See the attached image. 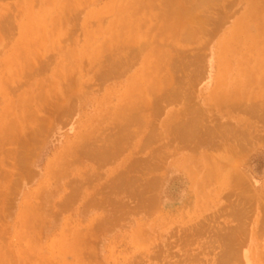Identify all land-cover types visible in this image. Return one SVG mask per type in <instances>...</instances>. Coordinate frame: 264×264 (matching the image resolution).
<instances>
[{"label": "bare ground", "instance_id": "6f19581e", "mask_svg": "<svg viewBox=\"0 0 264 264\" xmlns=\"http://www.w3.org/2000/svg\"><path fill=\"white\" fill-rule=\"evenodd\" d=\"M71 1H72V6L70 4ZM71 1H69V0H63V1L62 0H47V2L50 3V6H51V3L53 4L51 9L50 10L48 9V11H49L48 13H46L47 11H45L44 9H40V10L36 11V13H34V14L29 12V11H26L25 17H26V19H28L27 24L23 28H21V26H20V28L22 29L21 33L24 36L25 40H24V42H22V40L19 42V47H21L22 50H24L27 43L34 36H36V34H35L36 29H39L40 32H42V34H49L51 32V31H49L51 28H49L48 24L52 25L53 17H56V16L61 14L60 20L58 21V23L62 24L63 21H65V20H63L65 15L67 16V13H69V16H70V12H71L70 10L71 9H72V12L74 10L76 12L78 2L75 0H71ZM157 1H159V0H111V3H109L106 7L102 8L100 10L90 9L88 11L87 15L89 16V18H95V20H98V21L100 19H103L104 17H102V16H103V14H106V13L110 14L112 16V18H114V23L116 24V26H115L116 28L114 30L108 29L109 25L107 26L106 24L109 23V20H110V18H109L105 24V27H104V36H105V39L110 38V39H115V41H110L108 44L106 43L107 41H105L103 47L102 46L98 47L96 45L94 46V44H90L88 47L87 46L88 44H84V46L74 47V49H71L72 53H69L71 50L69 52L65 53L66 56H69L76 61L75 66H77L78 69L81 68L82 66L85 68L84 65L91 66V68H92V69L89 68L91 71L86 68L85 73L82 76H79V77L77 76V79L75 78L74 84L71 85L69 83H66L67 87H68V84L71 85V87H73V89L71 88L72 91L71 92L68 91V92L73 93V95L76 99V103L77 104H86V106L88 108H90L91 112L89 115H87L85 122H83L81 124L82 130L76 131L74 136H73V139H71L65 145L66 148L64 150L60 151L58 154H56L55 157H53V158H55V159H52V162L55 161L54 165L56 162L58 163V165H56L55 169L56 168L62 169V170L57 171L56 175L55 174L54 175L57 177V179L58 178L61 179L60 178L61 176H68V174H70V176L74 175V177L78 176V174H80L79 172L82 171V170H80V168H82V167L78 168L79 172H78V170H76L77 171L76 172L75 170H71L72 169L71 164L77 163V166L78 165L80 166V164H85L84 162L88 161V160L91 162H94L97 165L96 166L94 164L96 168L97 167L100 168L101 166L111 165L116 160H120V164H119V166H120L119 169H121L120 170L121 173L119 171L120 175L117 176L116 180L115 179L111 180L110 179L111 175L108 173L109 174L108 179H106L107 176H105V182H104L103 186H106V187L108 186V189H110V191L112 189L113 192H114L115 188H119V187H120L119 189L123 188L125 193L127 191L128 195L130 196V197L125 196V194H124L125 198L129 197V200H132L130 198H134V201L136 200L134 202V203H136V206H135L136 208L135 207L131 208L132 206L130 207V206H128V204L126 205L125 202L113 200L114 202L112 203V207L114 205V208H112L110 213L104 215L106 217H102V219L97 218L98 220H95V224H96V226L99 225V226H97V228L101 229V227H102V228H108L109 229V228L115 227V225L119 226L122 222H123V226H124V221H125V223H126L125 225L132 228L131 235H130V241H131L130 245H132L135 248V251H133L131 253V257H130L131 259L126 264H137V263L139 264V262H142V261L145 262V260L148 259V257L153 252L151 250L150 245H151V240L156 235V229L155 228H165V225H166L165 222H167L166 218H157V217H156V219H154L155 221L154 220H153V222L151 221L152 216L155 215V212H156L157 202H159V199H160V195H158V194H160V189H161V185H160L161 178H159L158 176H154L153 174L151 175V173L159 170L162 167V164L165 161H167L166 158L170 154V153L168 154V152L165 148L166 147L169 148L168 146L171 145V142H170V145H167V143H165L163 145V143H162L161 146L159 145L160 147L156 144L157 141H159L158 138L161 135L163 129L166 128L165 129L166 132L167 131L169 132V130L172 132H175L177 134V136H176V139L175 138H173V139H175V141H179V143H181V145L182 144L183 145L188 144L189 141H191L193 139L195 140L197 137L199 138V136H202L201 137V144H207V146L211 147L212 150L215 149L216 146H219V149H221L220 146L223 143V147H222L223 152L218 156L212 155L211 149H210L209 153H205L206 155L204 153L200 152L199 155L196 157V160L192 159V161L189 160V162L187 161L186 163L184 161V163H183L182 161H180L181 158H178L175 160V158L173 157V159L170 161L169 164L167 162V165L170 166L169 169L171 172H175V171L177 172L180 170L181 171L180 173L184 174L185 177L187 178L186 183L189 185V195L188 196H189V200L191 202V204H189L190 208H188V210H192V213L197 211L198 215H199V211H202L201 208H204V206L206 204H209L208 200H210L211 204H214L216 201L215 196H218L219 192H221V191H225V196L227 195V197H229V198L230 197L235 198L236 203H234V199H233L232 200L233 205H231L229 203V200H227L226 197H224V199H223V200L226 199L225 202L228 201V203L227 202L226 203L230 205V210L228 207L230 215H228V212H227L228 217L233 215L232 217H230L231 220L233 221V223H234L233 219L234 218L236 219L235 220L236 222L234 223L233 227L227 228V226L229 227V225L226 224L227 223V221H226L227 219H226L225 220L226 221L225 227L227 229L224 226H222L226 229L225 232L221 231L222 228L220 226L222 224L220 226L218 225L219 228L221 229L220 230L221 233H223V234H221V236H219V234H220L219 232L217 233V232H214L215 230L214 231L211 230L212 232H214V234L217 233L218 234L217 236H219V239L221 240L220 241L219 239H217L219 242H221V247H220V245H218L220 247V249H217L216 248L217 246L215 247L217 250H219V251L221 250L220 251L221 253L219 251H217V252H219L218 254H220V255H218L216 252V255H218V257L216 255H214L215 253L213 254L215 256V258H217V259H216V261L213 260L214 262L212 261L213 262L212 264H240L242 261L241 259H243V262H242L243 264H264V249L262 248L261 245L257 246L256 241H254V238H253L254 237L253 232H254V234L258 235V237H260V234H262L264 232L263 231L264 230V223H263L264 222V199H262V198H259V200H258V202H260V207H261V209L259 210V212L261 214H260V218H259L260 223H258L259 224L258 229H257V231H255V228L252 229L253 232L250 230L251 236H250L249 240L252 243H251L249 249L241 250L243 247V244H244V236L246 235L245 230L247 229V228H245L246 226L244 227V225H247V221H248V219H247L246 224H243V223H245V222H243V220H244V218H246V214L248 212L246 210V206H247V204L249 206V203L252 200H257V195H255L256 193L253 192L254 190L252 191L251 187L248 185L247 175L243 171L238 170V168L234 165V161L236 158L243 156L244 153L247 152V150L250 149V147H251L250 137H251V135L253 136L254 134H251L250 126L247 127L246 126L247 124L243 123L245 126H243V129H240L238 127H234L232 123H230V124H232V126H230L229 124H226L225 122L222 125L216 124L214 122L215 127H213V128L211 127L212 129H206L205 128L204 131H200V129L198 128L199 124L197 125V122H198L197 120L196 121H193L192 119L191 120L188 119V121H183L185 119L176 120L177 118H176V115H174V114L173 115L171 114V118H169L170 119L169 121H167V120L163 121L162 120L161 124H158V125H156L154 123V121H152L155 118L157 119V117L155 115L156 113L159 114L162 112H158L159 108H157L158 106L155 107L156 106V102H155L154 108H155V111L157 110V112L152 113L153 111L151 109V106H153L154 102L151 101L152 102L151 103L150 98L154 97V95H157V92L161 88H163V86H167V85L169 86L170 80L172 78L170 73L175 72V74H176L177 71L182 72L184 70V68L186 69V67H187V65L185 64L187 62L182 64L181 60H180V57H184V55H186V52L184 51L185 49L184 50L182 49L183 46H185V47L194 46V49L193 50L191 49V51L192 52L194 51V53L197 52L196 54L192 53V55L188 54V56H187L189 58V59L188 58L187 59L190 61V63L188 61L189 65H190L189 67H190V69H191V67L193 69L192 71H190V69H187L190 71V75L186 74V72L183 71V72H185V75L189 76V79L187 77V78H185V80L186 79L189 81L191 80L190 82L195 81V83H196V80H195V79H197L196 72L198 71V73H199L200 70H198V69L201 68V66H200L201 57L198 54H200L202 52L201 50H203L202 48L206 44L208 45V42L205 41V36L213 34V31L218 30V28H220V26L223 25L224 24L223 22L225 21V20L219 19V17H221V16H219V17L217 16L218 19L215 18V20L213 18V21H212V19H210L211 16L209 15L210 11H207L209 8L208 6H212V5H216V4L218 5L219 3H221L224 0H163L164 1L163 7L157 16L159 19V24L157 25V32L154 33L155 29L152 32V31L148 30L149 28L148 29L146 28V30H148L147 31L148 37H147L146 41L142 42V38H141L140 31L138 28H139L140 24L142 25L143 21L148 23V20H149V19L145 18L146 15L144 18L142 17V10H143V8L146 7V4H150L151 8H153L155 5V2H157ZM27 2L29 5H31V2L29 0ZM75 2H77V3H75ZM225 4H227V2ZM74 5H75V9H74ZM230 6L231 5L229 4L228 7H226V8H229ZM218 7H219V5H218ZM68 8H71V9H68ZM223 8H225V6ZM0 9H1V7H0ZM210 9H212V7ZM197 10H199V11L201 10L200 11L201 13L198 15V12H199L198 11L197 15L196 14L194 15L195 11H197ZM189 11L191 13H189ZM212 11L214 12V10H212ZM229 11H227L226 13L227 14L230 13ZM41 12H43V14L45 13L47 16L40 15ZM134 13H135V15L139 14L138 19H136L137 17L135 19H133ZM231 14H233V13H231ZM8 16H9V18H11L10 15H8ZM0 18L2 19V16H0ZM5 18H7V17H5ZM45 19H47V20H45ZM227 19L230 20L231 17L230 16L226 17V21H227ZM7 20H6V22L11 21L12 19H9L8 21ZM0 21H2V20H0ZM226 21H225V23H226ZM4 22H5V20H4ZM100 22H102V21L100 20ZM87 24H88V22H84L82 25L87 29ZM98 26L100 27V25H98ZM128 26H130V27H128ZM5 27L6 26L4 25V28ZM46 27H47V30H44ZM140 27L142 28L143 26H140ZM32 28H34V29H32ZM133 28H135V29H133ZM144 28H145V26H144ZM86 29H84V30L86 31ZM132 29H133L132 35H130L128 38H126L127 35L129 34V31ZM219 31H220V29H219ZM3 32H4V29H3ZM86 32L88 34V31H86ZM8 33H10V32H8ZM114 33H115V35H114ZM11 34L12 33H10V35ZM90 34H93V36L95 35L94 33H90ZM85 36H87V35H85ZM90 37H91V35H90ZM116 37H118V38L122 37V40L116 41ZM10 38H11V36H10ZM7 39H8V37H7ZM209 40L211 41V39H209V37H208V41ZM140 42H142V43H140ZM40 46H41V44L39 45V48L43 47V46H41V47ZM167 47H169V48H167ZM102 49H103V51H102ZM188 50H190V49L188 48ZM208 50H209V53L211 55H213L215 53V55L217 56V60L215 63V65H216V74L214 77L215 83H213V85L215 86V88L217 86L219 88V86H221V85L225 87V90L219 94H217V92H215V91H212L211 97H213L214 105H215L213 107L217 108L218 106H220L219 111H221L222 108L223 109L227 108V110L229 107H230L229 110L231 108H233V109L238 108L239 104H241L238 102L240 100L238 98L241 96V93H239V89L241 86V82L239 83L240 78L235 77V75H233V76L228 75L224 79L222 77V73L224 75L226 66H227V70L228 69L233 70L234 68H236L237 64L240 62V59L231 58L226 63L224 57L227 54V52H229V54L235 53L236 55L240 54V52H241L244 55H246L245 57L241 58V64L244 61V63L246 65L250 66V64L252 63L251 65L253 67L255 66L256 68H259V69L264 68V59L263 58H261V59L251 58L252 55H259V56L264 57V0H243L241 13H239V16L236 19H234L231 23H229L228 27L225 28L223 30V32L220 33V35L215 40V42L210 43ZM124 51H125V53L129 51L128 53L131 56H136L138 53L140 55H142L140 58L139 74L133 75L131 77V79L127 81V83L125 81L121 82L119 91H116V89H113L112 91L110 90L109 92H106L107 90L105 89L104 91H102L101 96H98V97L91 96V94L86 90V88L89 89L88 84H90L91 79L90 80L87 79L86 74L88 72H91V74H92V72L95 71L97 73L96 80L97 79L99 81L101 80L102 83H105L107 80H114V79L116 80L120 76H123L122 75L123 72L126 71L125 70L126 64L123 63V61L121 62V59L123 57L122 58H120V57H121L122 53H123V56L127 54V53L124 54ZM242 51H244V52H242ZM129 54H127V55L129 56ZM182 54H184V55L182 56ZM190 54H191V52H190ZM235 54H234V56H235ZM203 55L205 57L204 52H203ZM247 56H249V58H247ZM16 57L20 58L23 61H27V57H25V56L22 57L20 54L11 53V54H8L5 58H3V61H0V70L4 69L6 67L10 68L11 66H14L13 63H14ZM105 58H109V60L105 59ZM136 58H138V56ZM190 58H193L192 61L190 60ZM123 59H125V58H123ZM127 59H128V57H127ZM101 60H105L106 62H104V61L103 62L105 64L107 63L104 68L99 67V65H100L99 62ZM133 60H131V61L134 62ZM203 60H204V58H203ZM124 61H126V59ZM128 62L130 63V60H128ZM124 64H125V66H124ZM45 66H46L45 64L41 65V67L38 70L40 71ZM238 66H240V65H238ZM202 68H201L202 70H205L203 65H202ZM209 68H211V63H209ZM196 69H197V71H196ZM259 69H257V70H259ZM10 70H11V68H10ZM227 70H226V73H227ZM35 71H37V70H35ZM78 71L80 72V70H78ZM81 71L83 72L84 69L83 70L81 69ZM201 71H200V74L204 73V71H202V72ZM228 71L230 72L231 70H228ZM160 72H161L162 76H161ZM181 72H180V74H182V76H179V79L183 80L184 79L183 78V72L182 73ZM93 74L95 75V73H93ZM202 76H201V79H202ZM65 77H67V76H65ZM91 77H94V76H91ZM253 78L255 79L256 77L253 75ZM65 79H67V78H64V80ZM94 79H93L94 82H92V83L95 84ZM21 80H23V79H21ZM60 80H63V78ZM187 80H186V83H187ZM99 81H98V83H99ZM176 81L177 80L175 79L174 83H181V81H179V80H178V82H176ZM189 81H188V84H189ZM252 81L254 82L253 79H252ZM263 81H264V79H263ZM13 82L14 81L11 82L5 77L2 84L0 83V97L2 100L1 102L6 104L3 89H1L3 87V88H5L4 91H6L5 94L6 95L8 94V96H9V93H11V92H16V93H14L16 95L18 94L19 99L17 101H15L16 104H15L14 108L17 110H20V111L21 110L24 111L26 108L25 104H27L30 101L31 96L29 94H26V91L22 92V93L18 92L19 90L16 91L18 86L16 84H13ZM19 82H21V81H19ZM62 82L64 84V81H61L60 83L62 84ZM65 82H68V80ZM253 82H251V83H253ZM97 84H95V85H97ZM181 84H183L185 88L188 86V84L187 85L184 83H181ZM181 84H180V86L178 84V88L174 87L173 84L169 88H167V89L171 90V88L173 89V87H174V90H173L172 94H171V91H172L171 90L170 93H168V96H167V91H166V93L164 95H162V100H159V99H161L160 95L162 93L160 95H158L157 96V97H159V99H157L158 103L160 101V102H164V104H166L167 102L170 101V99L172 101H175V99H177L178 97H179L178 100L183 99L182 94H185V93L188 94V92H186V91L191 90V89L189 87H187L186 91H183L185 89L182 87ZM263 85H264V83H263ZM54 86H56V85H53V88H55ZM191 86L192 85H190V87ZM41 87H43V86H41ZM6 88H8V89H6ZM22 88H24V86ZM22 88H21V90H22ZM53 88H51L52 91H53ZM175 88H177L179 90L177 91ZM41 89L43 90V88H41ZM109 89H111V86ZM51 90H49V88H48V91H51ZM63 90H65V89H63ZM180 91H182V92H180ZM193 91H195V90H193ZM168 92H169V90H168ZM178 92H180V94ZM183 92H185V93H183ZM59 93L57 91V95H58L57 97L58 98H59ZM61 93H62V91H61ZM190 93H194V92L190 91ZM190 93H189L190 96H187L188 99H190L189 97L194 96V94L191 95ZM67 95H65V97L63 96V99L68 100ZM36 97H38L42 103H44V102L46 103L48 100H49L50 104L58 103V101L55 102V100L50 99L52 97H48L47 91H41V93ZM111 98H113L112 104H111ZM35 99H37V98H35ZM152 100H154V98ZM61 101L64 102L65 100H62V98H61ZM183 101L185 102L184 99H183ZM259 101H258V103H262ZM171 103H174V102H171ZM251 103H253V101H251ZM29 104H30V102H29ZM29 104L27 105V107L30 106ZM168 104H170V102ZM178 104H179V102H178ZM187 104L189 105V103H187ZM255 104H257V102ZM263 104H264V102L262 103V105ZM160 105H161V103H160ZM250 105L251 104H249V107H251ZM5 106H6L5 108L7 109V107L9 105H5ZM23 106H24V108H23ZM186 106L187 105H185V107ZM161 107H163V106H160V108ZM185 107L183 108L184 110H185ZM244 107H246L247 110L244 108V112L240 111L241 114L247 113L246 111H248V113L252 110L258 111L257 110L258 106H257V108H255L256 105H254V109H251L252 107L251 108L247 107V105H245ZM28 108L30 109V107H28ZM28 108H26V111L29 112L28 114H31V112H32L31 110H33V109L28 110ZM6 109H4L3 111L7 113ZM183 109H181L182 111H180L178 109L180 111V113L177 111L179 114H181L180 116H182V114H183V111H184ZM187 109H189V108H187ZM191 109L197 110L196 107H191ZM36 110L38 111L39 109L37 108ZM212 110H211V113H212ZM240 110H242V109H240ZM3 111L0 110V113H3ZM188 111L189 110H187V112ZM198 111H199V109H198ZM198 111H197V113L200 114L201 111H199V112ZM230 111H232V110H230ZM260 111H261V109L259 110V112ZM33 112H34V110H33ZM41 112L42 111H40V113ZM47 112H49V111H47ZM47 112H45V114ZM187 112H185V113H187ZM193 112H195V111H193ZM237 112H238V110H237ZM253 112L254 111L250 112V115H249L250 117H251V115L253 117V114L255 116L257 115ZM261 112H262V116L260 115L259 118L263 119V120H260V122H262V121L264 122V116H263L264 114H263V111H261ZM227 113H229V112L227 111ZM28 114H25V116ZM41 114L39 116H42V118L45 117L44 115H41ZM179 114H178V116H179ZM193 114L195 115V113H193ZM153 115H155L154 119H152ZM187 115H189V114L187 113ZM190 115H191V113H190ZM196 115H198V114H196ZM201 115H202V113H201ZM212 115L210 116V118L211 117L213 118ZM246 115L244 114V116H246ZM3 116H4V114H3ZM37 116H38V114H37ZM185 116H186V114H185ZM189 116H186V117L182 116V118H187ZM32 117H33V115H32ZM202 117H204V115L201 116V118ZM0 118H1V115H0ZM189 118H191V117H189ZM197 118L198 117H196L195 119H197ZM254 118H256V117H254ZM254 118H250V119L248 118V119L252 120ZM257 118H258V116H257ZM54 119H56L55 114L52 115L51 118H48L46 121L47 122L55 121ZM199 119H200V115H199ZM202 119L204 120L205 117ZM157 120H155V121H157ZM214 120H217L216 117L214 118ZM214 120L211 119V121H214ZM257 120H259V119H257ZM211 121H209V122H211ZM202 122H204V121H202ZM5 123L7 124V122H5ZM8 123L11 124V122H9V121H8ZM257 123H258V121H257ZM100 124H101L102 128L100 127ZM3 125H4L5 129L9 128V125H7V127L5 126V124H3ZM3 125H1L0 127H3ZM45 125H47V124L45 123ZM49 125H50V123L48 124V126H44L43 124L39 125V126L38 125H35V126L31 125V127L29 126L30 127L29 130H28V132H26L27 133V136H26L27 139L23 138V132L25 129L24 128L23 132H22V137H21L24 140L23 141L21 140L22 142L20 141L21 142L20 146L24 149V147L26 145H29V143L38 144L37 142L40 139V137H42L41 135L43 133H46L45 130L51 129V128H49ZM205 125L209 126V124L208 125L205 124ZM200 126H202V125H200ZM11 127L12 126H10V128ZM41 127H43L44 129H42ZM209 127H207V128H209ZM16 128H18V126ZM97 128H99V129L101 128V130H102L101 134L96 135L97 134ZM5 129H4V131H5ZM256 129L259 130V127ZM10 130H12V128ZM258 130H256V131L259 132ZM0 131H1L0 133H3L2 130H0ZM253 131H254V129H253ZM5 132H7V130ZM9 132H11V131H9ZM18 132L20 133V131H17V133ZM8 135H9V133H8ZM10 135H11V133H10ZM12 135H13V131H12ZM12 135L10 136V138H12ZM214 135L220 137V141L219 140H218V142L216 141L217 144L216 143L211 144V142H210V140H212L211 137ZM169 138L170 137H168L167 139H169ZM215 138L219 139L217 137H215ZM251 138H253V137H251ZM258 138L259 137L256 138V141ZM261 138H262V136H261ZM42 139L43 138H41V141H42ZM160 139H162V138H160ZM11 141H12V139H11ZM11 141L8 140V142H11ZM168 141L169 140H166V142H168ZM213 141H214V139H213ZM12 142H14V141H12ZM172 142H173V140H172ZM196 143H195V146H196ZM11 144L12 143H10V145ZM14 144H15V142H14ZM176 144L179 146L178 143H176ZM181 145H180V147H181ZM17 146H18V144H17ZM33 146H34V144H33ZM156 146H158L159 149H161V151H159L158 147L156 148ZM197 146H198V144H197ZM254 146H255V144H254ZM189 147H190V145H189ZM196 147H194V149H197ZM198 147L202 148L201 145ZM170 148H171V146H170ZM174 149L176 150V148H174ZM181 149H182V147H181ZM216 149H218V148L216 147ZM31 150H33V149H31ZM178 150H179V148H178ZM203 150H204V148H203ZM144 151H147V157L144 159L137 158L138 154H141ZM192 152H194V151H192ZM173 153H175V152H173ZM11 154H12V152H11ZM18 157H20V159H17ZM18 157L14 158L13 160H15V159L19 160V162L21 163V166L25 167L28 164V163H26L25 151H23V153H21L20 156L18 155ZM205 157H206V160H205ZM13 160H11V162ZM17 160H15L13 162L16 163ZM16 164H18V162ZM51 164H53V163H51ZM52 166H49V167L51 168ZM57 166H59V167H57ZM84 167H85V165H84ZM98 168H97V170H98ZM49 169L46 170L47 175L49 173L48 172ZM195 169H196V171H195ZM29 171H30V169H29ZM86 171L87 170H84V172H86ZM91 171H93V169ZM96 172H95V175H97ZM116 172L118 173V171H116ZM138 173L140 176L138 175ZM91 174H93V173H91ZM47 175H46V177H47ZM84 176L87 179L86 180L84 178L86 180V182L88 180H91V178L90 179L88 178L89 177V170L87 171L86 174H84ZM113 176H114V174H113ZM91 177H92V175H91ZM97 177H99V176H97ZM139 177H140V179H139ZM141 177L143 179H141ZM3 178H6V177H3ZM20 178H18V179H20ZM111 178H113V177L111 176ZM96 179H95V181H96ZM100 179H101V176H100ZM59 181H58V184L56 185V187L54 189H55V191H57L58 188L60 187L59 184L61 185V188H59V190L57 192H55L54 190L52 192H49V193H48V191L47 192L44 191V195H42V197H41L42 200L40 199L41 203L38 204L37 206L35 205V207H36L35 211H37L38 214L35 212L33 213L35 218H39L42 221L44 219V218L42 219V217L46 216L43 214L44 212L42 211V208H43V206L44 207L49 206L47 208H49L51 213H48V217H49L48 220H49V224H51V225H53V223L56 222L54 216H57L56 214L60 210H64V212L67 211L75 200H77L78 198H81V197L83 198L85 196V193L84 194L81 193V187H80V185H82L81 181L77 180V181H79L80 185H74L73 184L70 188L69 193L64 194V195L62 194V191H64L65 182H63L64 183V186H63L62 185L63 183H61V181H63V179L59 180ZM12 182H14V181H12ZM24 182H26V181H24ZM91 182H93V181L91 180ZM56 183H57V181H56ZM79 183H77V184H79ZM89 184H91V183L89 182ZM94 185H95V183H94ZM88 186H90V185H86L87 188H88ZM103 186L100 185V187H99L100 191H101V187H103ZM41 188L42 187L40 186V189ZM89 188H91V187H89ZM14 189H16L15 186H14ZM4 192H3V194H4ZM39 192H41V191H39ZM116 192H114V193H116ZM112 195H114V194H112ZM116 195H118V194H116ZM54 196L57 197L56 201H52V198ZM93 196H94V193H93ZM93 196H89V198L93 197ZM223 196H224V194H223ZM12 197H14V196L12 195ZM261 197H262V195H261ZM222 198L223 197H221V199ZM35 199L37 200V198H35ZM101 199H103V197ZM111 199L110 200L107 199L108 201L107 200L106 201L111 203ZM2 200H4V199H2ZM200 200H201V202H200ZM90 201H92V200H90ZM85 202H87V201H85ZM101 203H102V200H101ZM134 203L132 202V204H134ZM196 203H199L198 205H200L199 211L196 210V208H195L197 205ZM24 204H25L24 207L20 211V212L23 211V214L27 212L28 207H30V206L33 207L32 205L28 206L29 202H26ZM96 205L100 206V204H98V203ZM101 205H104V203ZM224 205H222V206H224ZM226 205H225V207H226ZM229 205H227V206H229ZM206 206H208V205H206ZM2 207H3V205H2ZM56 207H57V209H55ZM91 207H89V208H91ZM80 208H82V207H80ZM83 208H84V206H83ZM222 208L220 209L221 214H222V212H221ZM31 209H34V208H31ZM77 209L79 210V208H77ZM84 209H87V208H84ZM247 209H249V208H247ZM250 209H252V211H253V208H250ZM138 211L143 212L144 215L147 216V218H145V217H142L140 219L134 218L133 217L134 213H137ZM84 212H86V211H84ZM223 212H224V214H226V211L224 209H223ZM249 212H248L249 215L251 213H253V212H251V213H249ZM89 213H91V212L89 211ZM220 213H219V215H220ZM72 214H73V212H72ZM213 214H214V216H216L215 213H213ZM227 215L226 216L224 215V216L227 218ZM249 215H247V217ZM75 217H76V215H75ZM204 217H206V216H204ZM218 217H220V216H218ZM66 218H68V216ZM58 219L62 220V218H58ZM215 219H216V217H215ZM52 220L54 221L53 223H52ZM211 221L212 220H210V222ZM214 221L211 223L215 224L216 222H218V221H216V222H214ZM230 221H229V223H230ZM232 221H231V223H232ZM237 221H238V223H237ZM206 222H208V227H209V221H206ZM196 223H198V222H196ZM218 223H216V224H218ZM236 223H237V225H236ZM49 224H48V227H49ZM199 224L198 225L196 224V227L198 226V228H199ZM201 224H200V226H202ZM67 225L68 224H66V228L68 227ZM91 226H93L92 223H91V225H89L88 229L85 228L83 230V232L80 230L79 233L76 232L74 234H71L69 238H66L67 236L65 237V235H62L61 238L59 237L57 240V243H55V244L53 243L54 246H49L50 250L48 252V254H49L48 256H50L52 254V247H53V249L54 248L57 249L56 264H88V262H86V261H85L86 263H84L83 259H84V257L89 258V256H88V254H85V256H84V252L82 250H83V248H86L85 244H87L86 239H88L87 238L88 234L93 233V232L91 233V231L93 230V227H91ZM126 226H124V227H126ZM213 226H212V229H215L214 227H216L217 225L214 227ZM217 227H216V230H217ZM192 228H194V227H192ZM210 228H208L206 231L211 232L209 230ZM45 229H43V230H45ZM181 229L183 230V228H181ZM184 229L186 230V228H184ZM188 229H189V227H188ZM69 230L70 229H68V232H69ZM203 230L204 229H202L201 231H203ZM2 231H4V230H2ZM2 231H0V234H2ZM36 231H39V230H36ZM46 231H44V232L46 233ZM99 232H100V230H99ZM37 233L39 234V232H37ZM188 233H189V231H188ZM199 234H200V232H199ZM169 235L170 236L172 235L171 232ZM204 235L205 234H203V236ZM210 235H208V236L210 237ZM0 236H1L0 239H2L3 234ZM37 236H39V238H41L40 237L41 235H37ZM195 236H196V234H195ZM195 236H193V239H196V238H194ZM203 236H201V237H203ZM91 237H93V236H91ZM196 237H198V236H196ZM201 237L199 239H201ZM212 237H214V235ZM212 237H210V238H212ZM258 237H256V238L258 239ZM169 238L170 237L168 236V239ZM174 238H176V237H174ZM190 238H192V235ZM203 238H205V237H203ZM216 238H218V237H216ZM95 239H96V237H95ZM178 239L180 240L179 245L181 246L180 242H181V240H184V238L182 237V239H180L178 237ZM178 239L176 238V240H178ZM246 239H247V237H246ZM207 240H205V241H207ZM214 240H216V239L214 238ZM36 241H37V239H36ZM142 241L143 242L145 241L147 243L145 248H142L139 245V242H142ZM167 241L168 240L166 239V243H167ZM173 241H175V240H173ZM205 241H204L205 244L209 242L208 245L206 246L205 244H203V243L202 244L205 245L207 248L208 246H210L211 240H209L207 242H205ZM40 242H42V241H40ZM43 242H42V244H43ZM93 242H94V240H93ZM214 242H216V241H214ZM91 244H93V243H91ZM190 244H192V243H190ZM212 244H216V243H212ZM184 246H185V243H184ZM156 247H154V248H156ZM172 247H174V246H172ZM212 247L213 248H211V249L214 251V246H212ZM1 248L3 249V247H1ZM168 248H169V246H168ZM204 248H202L201 251H203ZM181 249L184 250L185 247L181 248ZM181 249H179V250L181 251ZM211 249H210V251H211ZM192 250H194V249H192ZM161 251H162L161 253H164L162 249H161ZM207 251L209 254L210 251L209 250H207ZM213 251H212V253H213ZM183 252H185V251H183ZM187 252H189V249L187 250ZM0 253H1V251H0ZM89 253H90V251H89ZM155 253L156 252H154L153 255ZM198 253H201V252H198ZM240 254H241V256H240ZM177 256H179V255L177 254ZM195 256L197 257V254H195ZM160 257H161V255H160ZM160 257H159V259H161ZM184 257H186V255ZM2 258H3V260H5L4 259L5 256ZM2 258L0 257V263L1 264H3ZM11 258H13V257H11ZM180 258L181 257H179V259ZM187 258L189 259V256H187L186 259ZM149 259H150V257H149ZM19 260H20V258H19ZM175 260L176 259H174V263L176 262ZM162 261L164 262L165 260H162ZM187 261H189V260H187ZM5 262H6V260H5ZM22 262H25V261H22ZM10 263H11V260H10ZM19 263H20V261H19ZM41 263L46 264L45 261H42ZM193 263H195V262H193ZM197 263H198V261H197ZM50 264H53V263H50ZM170 264H172V263H170ZM184 264H185V262H184ZM205 264H207V262Z\"/></svg>", "mask_w": 264, "mask_h": 264}, {"label": "rangeland", "instance_id": "374dc122", "mask_svg": "<svg viewBox=\"0 0 264 264\" xmlns=\"http://www.w3.org/2000/svg\"><path fill=\"white\" fill-rule=\"evenodd\" d=\"M27 1L28 0H0V7H1L0 16H2V19L0 18V20H2V21H0V38H1L0 39V61H3V58H5L8 54H11V53L20 54L22 57L23 56L27 57V61H23L20 58L16 57L15 61L13 63L14 66L10 67L11 70H10V68H7V67L4 69H1L2 71L0 70V83L2 84L5 77L11 82L14 81L13 84H16L18 86V88L16 87L17 88L16 91L19 90L18 92H21V93L26 91V94H29L31 96V99L29 101L30 104L28 102L27 104H25V107L26 108L30 107V109L28 108V110H31V109L34 110V112H33V110H31L33 113L30 111L31 114H28L29 112L26 111V108L24 111H22V110L20 111V110L15 109L14 108V106L16 104L15 101H17L19 99L18 94L16 95V94H14L16 92H11V93H9V96H8V94L7 95L5 94L6 93V91H4L5 88H3V87L1 88V89H3L6 104L1 102L2 100L0 97V110L3 111L4 109H6L5 105H9L8 106L9 108L7 107V109H6L7 113L4 111H3V113H0V115H1L0 126L5 124L6 127H7V125H9V128L5 129L4 125H3V127H0L1 128L0 130L3 131V133H0V196H1L0 197V212H1L0 213V231L4 230V231H2V234H3L2 239H0V248L3 247V249L1 248L2 250L0 249V251H1L0 257L2 258L5 256L4 259L6 260V262L2 258L3 264H18L19 261H20L19 264H42L41 263L42 261H45L46 264H50V263L56 264L57 249L54 248L55 249L54 250L52 247V254L50 256H48L49 255L48 252L50 250L49 246H54V244L57 243L58 238L59 237L61 238L62 235H65V237L67 236L66 238H69L71 234H74L76 232L79 233L80 230L83 232V230L85 228L88 229L89 225H91V223H92L93 226H91V227H93V230L91 231V233L92 232L93 233L88 234V236H87L88 239H86L87 244H85L86 248H83V250H82L84 252V256H85V254H88V256H89V258L84 257V259H83L84 263L88 262V264H109V263L110 264H126L131 259L130 258L131 253L133 251H135V248L132 245H130L131 244L130 235H131L132 228L129 226H126L125 221H124V226H126V227L123 226V222H122L121 223L122 225L121 224L119 226L115 225V227L109 228V229L108 228H102V227H101V229L97 228V226H99V225L96 226V224H95V220H98L99 218L102 219V217H106V216H104L105 214H108L111 212L112 208H114V205L112 207V203L114 201L125 202L126 205L128 204V206H130V207L132 206L131 208H134L136 206V203H134L136 200L134 201V198H130L132 200H129L130 196L128 195L127 191L125 193L123 188L119 189L120 188L119 187V188H115V190L113 189L114 192L117 191L116 193H114L112 191V189H111V191H110V189H108V186L107 187L103 186V184L105 182V176H107L106 179H108V175L110 174L113 177V178H111V176H110V179L116 180L117 176L120 175V173H121V171H120L121 169H119L120 168V166H119L120 160H116L111 165L101 166L100 168L97 167L98 170L95 167L96 164L94 162L89 161V160L85 161L84 162L85 164H80V166L79 165L77 166V163L71 164V168H72L71 170L76 171V170H78V168L82 167V168H80V170H82L83 172L82 171L79 172V170H78V172L80 173V174H78V176L74 177V175L70 176V174H68V176H61L60 177L61 179H59V178L57 179V177L55 175H56L57 171L62 170V169L61 168L55 169V167H56V165H58V163L56 162L54 165L55 161L52 162V159H55L53 157H55L56 154H58L60 151L64 150L66 148L65 145L71 139H73L75 132L78 130H82L81 124L83 122H85L87 115H89L91 112L90 108H88L86 106V104H77L73 93L68 92V91H70V92L72 91L73 87H71V85L74 84L75 78L77 79V76L78 77L82 76L85 73V69L87 68L88 70H90L89 68H91V66L84 65L85 68L82 66L81 68L78 69L77 66H75L76 61L73 58L66 56L65 53L69 52L71 49H74V47L84 46V44H88L87 45L88 47L90 44H94V46L96 45L98 47H100V46L103 47L105 41H107L106 42L107 44L110 41H115V39H110V38L105 39V36H104V27H105V24L109 18L111 21L109 20V23L106 24L107 26L109 25L108 29L114 30L116 28L115 27L116 24L114 23V18H112V16L110 14H107V13L103 14L102 17H104V18L100 19L102 22H100V20L99 21L95 20V18H89V16L87 15L88 11L90 9L100 10V9L106 7L109 3H111V0H75L78 2V3L75 2L78 4L77 5V11L75 12V10H74L72 12V9L68 8V9H71L70 10L71 12L69 11L71 17L69 16V13H67V16L65 15V17L63 19L65 21H63L62 24L58 23V21L60 20L61 14L56 16V17H53V19H52V21H53L52 25L53 26L48 24L49 28H51L49 31H51V32L49 34H42V32H40L39 29H36L35 30L36 36H34L27 43L24 50H22V48L19 47V42L21 40H22V42H24V40H25L24 36L21 33L22 32L21 28H23L27 24L28 19H26V17H25L26 11H29V12L34 14V13H36V11H38L40 9H44L45 11H47L46 13H48L49 12L48 9L50 10L51 7L53 6L52 3L50 6V3H48L47 0H29L31 2V5H29ZM69 1H71V0H69ZM225 1L227 2V4H225L226 3ZM242 3H243V0H224L218 4L220 8L218 7L217 4H216L217 6L216 5L208 6L209 8L207 11H210L209 15L211 16L210 19H212V21H213V18L215 20V18L218 19L219 16H221V17H219V19H222L225 21H226V17L230 16L231 19L230 20L227 19L226 23L224 21L223 22L224 24L221 25L220 28H218V30H214L213 34L206 35L207 37L205 36V41L208 42V45L206 44L202 48L203 49V50H201L202 52L200 51L201 53L198 54L201 57L200 66L202 68V65H203V67L205 68V70H202L203 68L201 69V68H199L200 67L199 66L198 70H200V71L202 70V71H204V73L200 74V71L198 73V71L196 69V71H197L196 72L197 79H195L196 83H195V81L190 82L191 80L189 81L187 79H186L187 80V83H186L185 78L188 77V79H189L188 75H190V71L193 70L192 67H191V69L189 67L190 61L188 60L189 58L187 56H188V54L192 55V53L196 54L197 52L194 53V51L193 52L191 51V49L192 50L194 49V46H187V47L183 46L182 49L183 50L185 49L184 51L186 52V55L182 54V56L184 55V57L185 56L186 57L185 58L180 57V60H181L182 64L187 62V63H185L187 65V67H186V69L184 68L183 71H185L186 74H188V75H185V72L182 71L183 72V78H184L183 80L181 79L183 81L182 82L179 79V76H182V74H180L181 71L180 72L177 71L176 74H175V72L170 73L172 78L170 80V84L168 83L169 86L168 85L163 86V88H161L157 92V95H154V97L150 98L151 99L150 102L151 101L154 102L153 106H151V109L153 111L152 113L157 112V110L155 111V108H154L155 102H156L155 107L158 106L157 108H159L158 112H162L159 114L158 113L155 114L158 120L155 118V115L152 116V119L155 118L152 121H154V123L156 125L161 124L162 120L163 121L164 120L169 121L170 120L169 118H171V114L172 115L174 114V115H176V118H177L176 120H178V119L179 120L185 119L183 121H188V119L189 120L192 119L193 121L197 120L198 121L197 125L198 124H199V126L202 125L200 127L198 126L200 131H204L205 128L206 129H212L213 127H215L214 122L216 124H220V125L224 124V122L226 124H229L230 126H232V124H233L234 127H238L240 129H243V126H245L244 124H247L246 125L247 127L250 126L251 134H254L253 136L251 135V137H253V138L250 137L251 147H250V149L247 150V152L244 153L243 156L240 155L241 157L236 158L234 161V165L238 168V170L243 171L247 175L248 185L251 187L252 191L254 190L253 192L256 193L255 195H257V200H252L249 203V206H248V204H247L248 207L246 206V210L248 212L250 211L249 213H251V212H253V213H251L249 215L247 212L246 218H244V220H243V222H245L243 224H246V221L248 219L247 225H244V227L246 226L245 228H247V229L245 230L246 235L244 236V244H243V247L241 249V250H245V249H249V247L252 243L249 240V238L251 236L250 230L252 231V229L255 228V231H257L258 225H259L258 223H260L259 218H260L261 213L259 212V210L261 209V207H260V202H258V200H259V198L264 199V138H263L264 137V124H263L264 122L263 121L260 122V120H263V119L259 118L260 115L262 116L261 111H263V114H264V104L262 105V103L264 102V97H263L264 96V85H263V83H264V81H263V79H264V68L259 69V68H256L255 66L253 67L251 65L252 63L250 64V66L246 65L244 63V61L241 64V58L246 56L241 52H240V54H237V55L235 53L229 54V52H227V54L224 57L226 63L231 58L240 59V62L237 64L236 68H234L233 70L228 69V70H231L230 72L227 70V66H226L225 73H224V75L222 73V77L225 79L226 76H228V75L229 76L235 75V77L240 78L239 83L241 82V86L239 89V93H241V96L238 98V99H240L238 102L241 104H239L238 108H234V109L231 108L230 110H232L233 112L229 110L230 107L228 108V110H227V108H224V109L222 108L221 109L222 112H221V111H219L220 106H218L217 108L213 107V106H215L214 105V99H213V97H211V95H212V91L217 92V94L222 93L225 90V87L221 85V86H219V88H218V86L215 88V86L213 85V83H215V78H214L215 74H216L215 63L217 60V56L215 55V53L213 55H211L209 53V50H208L210 43L215 42V40L218 38L220 33L223 32V30L228 27L229 23H231L234 19H236L239 16V13H241ZM70 4L72 6V1ZM163 4H164V1L159 0V1L155 2V5L153 8H151L150 4H146V7L143 8L142 17L144 18L146 15L145 18H147L149 20H148V23L143 21L142 25L140 24V26H143V27L141 28L139 26V28H138L140 31L141 38H142V42L146 41V39L148 37L147 36L148 30L153 32L155 29L154 33L157 32V25L159 24V19L157 16L163 7ZM229 4L232 7L230 6L229 8H226V7H228ZM224 6L227 10L225 8H223ZM211 7H212V9H210ZM74 9H75V5H74ZM212 10H214V12ZM198 11L199 10L195 11L194 15L195 14L197 15ZM200 11L198 12V15L201 13ZM227 11H229L230 13L227 14L226 13ZM189 13H191V12L189 11ZM231 13H233V14H231ZM8 15H10L11 18H9ZM40 15L47 16L45 13L43 14V12H41ZM133 16H134L133 19H135L136 17H137L136 19H138L139 14L135 15V13H134ZM5 17H7V18H5ZM8 18L12 19V20L8 21L9 20ZM4 20H5V22H4ZM6 20L8 22H6ZM45 20H47V19H45ZM84 22H88L87 29L82 25ZM4 25L6 26L5 28H4ZM98 25H100V27ZM20 26H21V28H20ZM130 26H128V27H130ZM144 26H145V28H144ZM47 27L44 30H47ZM146 28L147 29L149 28V29L146 30ZM3 29H4V32H3ZM32 29H34V28H32ZM84 29H86V31H88V34ZM133 29H135V28H133ZM133 29L129 31V34L127 35L126 38H128L130 35H132ZM219 29H220V31H219ZM7 31L12 33V34L10 35V33H8ZM90 33H94L95 35L93 36V34H90ZM85 35H87V36H85ZM90 35H91V37H90ZM114 35H115V33H114ZM10 36H11V38H10ZM7 37L9 40L7 39ZM208 37H209V39H211V41L209 40L210 42L208 41ZM121 40H122V37L121 38L116 37V41H121ZM142 42H140V43H142ZM40 44H41V46H43L42 48H39ZM167 48H169V47H167ZM188 48L190 50H188ZM102 51H103V49H102ZM125 51H124V54H126V53L129 54L128 53L129 51L126 53H125ZM190 52H191V54H190ZM203 52L205 53V57L203 55ZM242 52H244V51H242ZM69 53H72V50ZM234 54H235V56H234ZM126 55H124L125 56L124 57L123 53H122L121 57H120V58L123 57L126 59V61H124L125 59H123V58L121 59V62L123 61V63L126 64V67H125L126 71L123 72V74H122L123 76H120L116 80L115 79L114 80H107L105 83H102L101 80L100 81L98 79L96 80L97 73L95 71L92 72V74L95 73V75L94 74L92 75L91 72H88L86 74V78L89 80L91 79L90 84H88L89 89L86 88V90L91 94V96H95V97L101 96L102 91H104L105 89L107 90L106 92H109L110 90L112 91L113 89H116V91H119L121 82L125 81L127 83V81L130 80L133 75L139 74L140 58L142 55H140L139 53L136 56H131L130 54H129V56L128 55L126 56ZM137 56H138V58H136ZM127 57H128V59H127ZM203 58H204V60H203ZM247 58H249V56H247ZM251 58H254V59L263 58L264 59V57L259 56V55H252ZM105 59L109 60V58H105ZM192 59L193 58H190L191 61H192ZM128 60H130V63L128 62ZM131 60H133L134 62H132ZM103 61L106 62L105 60H101L100 61L101 63L99 62V64H100L99 67H101V68H104L105 65L107 64V63L105 64ZM188 61H189V63H188ZM209 63H211V68H209ZM44 64L46 66L39 71L38 69L41 67V65H44ZM125 64H124V66H125ZM238 65H240L241 67ZM81 69L82 70L84 69V71L82 72ZM187 69H190V71ZM257 69H259V70H257ZM35 70H37V71H35ZM78 70H80V72ZM226 70H227V73H226ZM160 74H161V72H160ZM200 75L201 76L203 75L202 79H201ZM253 75L256 77L255 79L253 78ZM65 76H67V77H65ZM91 76H94V77H91ZM161 76H162V74H161ZM62 78H63V80H60ZM64 78H67V79L64 80ZM21 79H23V80H21ZM93 79L95 80V84H97L98 81H99V83L97 85H95L94 83H92V82H94ZM175 79L177 80L176 82H178V80H179V81H181V83H184L186 85L188 84V81H189V84L192 86L190 87V85L188 84L187 87H189L191 90L187 89L188 91H186L187 87L185 88L183 84L174 83ZM252 79L254 80V82L252 81ZM67 80H68V82H65ZM19 81H21V82H19ZM61 81H64V84H63V82L61 84L60 83ZM251 82H253V83H251ZM66 83H69L71 85L68 84V87H67ZM172 84L174 87H177V88H178V84H179V86L181 84L182 87L185 89L183 91L188 92V94L185 92H183L185 94L181 93L183 95L182 98L185 100V102L183 101V99L178 100L179 99V97H178L177 99H175V101H172L170 99V101H169L170 104H168L169 102L164 104V102H160V101L158 103L157 99H159V97H157V96L160 95L161 93H162L160 95L161 99H159V100H162V95H164L166 93V91H167V96L171 90H172L171 91V94H172L174 87H173V89L171 88V90L167 89ZM53 85H56V86H54L55 88H53ZM23 86H24V88H22ZM41 86H43V87H41ZM110 86H111V89H109ZM21 88H22V90H21ZM41 88H43V90ZM48 88H49V90H51V88H53V91L52 90L48 91ZM177 88H175V89L178 91L179 89H177ZM6 89H8V88H6ZM59 89L60 90L62 89L61 90L62 93ZM63 89H65V90H63ZM168 90H169V92H168ZM193 90H195V91H193ZM41 91H47L48 97H52L50 99L55 100V102L58 101V103L50 104L49 100L46 103L44 102L45 104L42 103L41 100H39V98L36 97L41 93ZM57 91H58V93L60 92L59 98L57 97L58 96ZM190 91L194 92V93H190ZM180 92H182V91H180ZM180 92H178V93L180 94ZM189 93L191 95L194 94V96H191L192 98L189 97L190 99L187 98V96H190ZM65 95H67L68 100L63 99V96L65 97ZM34 97L37 99H35ZM61 98H62V100H65V101L62 102ZM153 98H154V100H152ZM112 100H113V98H111V104L113 103ZM250 100L253 101V103H251ZM258 101L262 102V103H258ZM171 102H174V103H171ZM178 102H179V104H178ZM256 102L258 105L255 104ZM160 103H161V105H160ZM187 103H189V105ZM28 104L30 106L27 107ZM184 104L187 106L185 107ZM249 104H251L250 106L252 108L249 107ZM253 104L256 105L255 108H257V106H258L259 109L257 108L258 111L252 110V111H254L253 113H255L257 115L255 116L252 113L253 117H252V115L250 117L249 115H250V112H252V111L249 110L250 112L248 113V111H246L247 110L246 107H244V106L247 105V107L254 109ZM160 106H163V107L165 106V107L160 108ZM184 107H185L186 111L183 109ZM191 107H196L197 110L196 109L193 110V109H191ZM23 108H24V106H23ZM37 108L40 111H42V112L44 111V112L43 113L41 112L42 113L41 114L39 110H38L39 112L36 110ZM187 108H189V109H187ZM244 108L246 109L245 111L247 113L241 114V112H244ZM178 109L180 111H182L181 109L184 110L183 111L184 115L182 114L183 117L189 116L191 113V115L189 116L191 118H189V117L182 118V116H180L181 114H179L180 111ZM198 109H199V111H201L202 115H201V113L200 114L197 113ZM240 109H242V110H240ZM260 109H261V111H260L261 113L259 112ZM187 110H189V111L187 112ZM192 110L195 112H193ZM211 110H212V113H211ZM237 110H238V112H237ZM47 111H49V112H47ZM227 111L229 113H227ZM45 112H47L46 113L47 115L45 114ZM185 112H187L189 115H187V113H185ZM39 113L41 115H44L45 117L42 118V116H39L40 115ZM193 113H195V115L196 114H198V115L195 116ZM3 114H4V116H3ZM25 114H28V115L25 116ZM37 114H38V116H37ZM54 114L56 115V119H54L55 121L47 122L46 120L48 118H51L52 115H54ZM178 114H179V116H178ZM185 114H186V116H185ZM244 114L245 115L247 114V115L244 116ZM32 115H33V117H32ZM199 115H200V119H199ZM203 115L205 117L204 120L202 119L204 117L201 118V116H203ZM211 115L213 116V118L212 117L210 118ZM257 116H258V118H257ZM196 117H198V118L195 119ZM215 117L217 120H214ZM247 117L249 119L254 118V117H256V118H254L255 120L254 119L249 120ZM211 119L214 121H211ZM257 119H259V120H257ZM155 120H157V121H155ZM256 120L258 121V123ZM4 121L7 122V124ZM8 121L11 122V124H9ZM202 121H204V122L206 121L207 123L206 122L204 123ZM209 121H211V122H209ZM45 123L47 125H45ZM49 123H50L49 128H51V129L45 130L46 133H43L41 135L42 137L39 136L40 139L37 142L38 144L29 143V145H26L24 147V149L20 146V143L24 139H27V137H26L27 133L26 132H28L31 125H33V126L38 125L39 126V125L43 124L44 126H48ZM230 123H232V124H230ZM205 124H207V125L209 124L210 127L206 126ZM10 126H12L11 127L12 130H10L11 129ZM17 126H18V128H16ZM43 127H41V128L44 129L45 127L44 128ZM100 127H101V124H100ZM207 127H209V128H207ZM258 127H259V130L256 129ZM101 128L100 129L97 128V134L96 135L102 133ZM252 128L254 129V131ZM4 129H5V131L7 130V132H5ZM23 129H24V132H23ZM165 129L166 128L163 129L161 135L158 138L159 141H157L156 144L158 146L159 145L161 146L162 143H163V145L165 143H167V145H170V142H171V145H170L171 148H170V146H168L169 148H167V147L165 148L167 150L168 154L170 153L169 156L166 158L167 161H165L164 163L162 162L163 163L162 167L159 170L151 173V175L153 174L154 176H158L159 178H161V180H160L161 189H160V194H158V195H160V199H159V202H157L156 212H155V215L152 216L151 221L153 222V220L156 219V217H157V218H166L167 222H165V224H166L165 228H155L156 229V235L151 240V245H150L151 250L153 251L152 254L149 256L150 259L148 257V259H146L145 262L142 261V262H139V264H170V263H172V264H180V263L184 264V262H185V264H192L193 262H195L193 264H205L206 262H207V264L209 262H210L209 264H212L214 262L213 260L216 261V259H217L214 256V255H216V252L219 251L217 249H220V247H221V242H219L217 240V239H219V236H221V234H223V233H221V231L225 232L227 228H232L234 223L236 222L235 218L233 219L234 223L230 218L233 215L228 217V215H230L229 214L230 205L227 204L228 201H226L227 203L225 202V200L227 199V200H229V203L231 205H233L232 200L234 199V203H236L235 198H233V197L229 198V197H227V195L225 196V191H221V192H219L218 196H215V198H216L215 203L211 204L210 200H208L209 204H206L208 206L205 205L204 208H201L202 211H199L200 205H198L199 203H196L197 205L195 208H196V210L199 211V215H198L197 211L192 213V210H188V208H190L189 204H191V202H190L189 196H188L189 195V185L186 183L187 178L185 177L184 174L180 173L181 172L180 170L177 172L176 171L171 172L169 169L170 166L167 165V162L169 164L170 161L173 159V157L175 158V160L178 158H181L180 161H182L183 163H184V161H185V163L187 161L189 162V160L192 161V159L196 160V157L199 155L200 152L204 153V154L209 153V150L211 149V147H208L207 144H201V137L202 136H199V138L197 137L195 140L193 139L194 141L193 140L189 141L188 144H185V145L182 144L181 145V143H179V141H175L177 134L175 132L170 131V130H169V132L168 131L166 132ZM255 129L258 130L259 132H257ZM9 131H11V132H9ZM12 131H13V135H12ZM17 131H20V133L19 132L17 133ZM22 132H23V138L24 139L21 138ZM8 133H9V135H8ZM10 133L12 135V138H10V136H11ZM166 135L168 137H170V138L172 137V138L167 139L168 137ZM260 135L262 136V138ZM215 137H217L219 139H216ZM257 137H259L258 138L259 140L257 139V141H256ZM41 138H43L42 141H41ZM160 138H162V139H160ZM173 138H175V139H173ZM11 139H12V141L15 142V144H14V142L11 141ZM165 139L169 140V141L166 142ZM211 139H212V140H210L211 144L212 143L217 144L218 140L220 141V137H218L216 135L212 136ZM213 139L215 142L213 141ZM8 140L11 142H8ZM172 140H173V142H172ZM10 143H12V144L10 145ZM176 143H178L179 146ZM195 143H196V146L198 144V146L201 145L202 148L198 147V146L196 147ZM17 144H18V146H17ZM33 144L35 147L33 146ZM254 144H255V146H254ZM180 145H181L182 149H181ZM189 145H190V147H189ZM158 146H156V148ZM159 147H158V149H159ZM194 147H196L197 149H194ZM216 147L219 149V146H216ZM216 147H215V149H213L214 151L211 149V153H212V155L218 156L223 152V148H222L223 143L220 146L221 149L218 150V149H216ZM174 148H176V150ZM178 148H179V150H178ZM203 148H204V150H203ZM31 149H33L34 151ZM23 151H25L26 163H28L26 165L27 167L21 166V163L19 162V160H17V159H20V157H18V155L20 156V154L23 153ZM159 151H161V149H159ZM192 151H194V152H192ZM11 152H12V154H11ZM173 152H175V153H173ZM146 157H147V151H144L141 154H138V156H137V158H139V159H144ZM14 158H17L15 160H17L16 163L18 162V164L13 162V161H15V160H13ZM11 160H13V161L11 162ZM205 160H206V157H205ZM51 163H53V164H51ZM84 165H85V167H84ZM49 166H52V167L50 168ZM59 166H57V167H59ZM29 169H30V171H29ZM48 169H49V171H48L49 173L47 175L46 170H48ZM92 169H93V171H91ZM84 170H87V171L89 170V177L88 178L89 179L91 178V180L93 182H91V180H88L87 181L88 183L86 182L87 179L84 176V174H86L87 171L84 172ZM116 171H118V173L120 171V173L118 174ZM195 171H196V169H195ZM95 172L97 175H95ZM91 173H93L94 175ZM113 174H114V176H113ZM46 175H47V177H46ZM91 175H92V177L93 176L94 177L92 178ZM138 175H139V173H138ZM97 176H99V177H97ZM100 176H101V179H100ZM3 177H6V178H3ZM142 177H141V179H143ZM18 178H20L21 180ZM62 179H63V181H61V183L65 182V186H64V183L62 184L65 187L64 191H62L63 195L69 193L70 188L73 184L74 185H80L79 181H81V184L82 185L84 184L83 186L80 185L81 193L82 194L85 193V196L83 198L81 197V198H78L77 200H75L73 202V204L69 207V209L68 210L66 209L67 211L64 212V210H60V211L58 210L59 212L56 214L57 216H54L56 222H54L52 220V223L54 222L53 225L49 224V220H48V218H49L48 213H51L49 208H47L49 206H45V207L43 206V208H42V211L44 212L43 214L46 215L45 217H42V219L44 218L42 221L39 218H35L34 214H33L34 212L37 213V211H35V208H36L35 205L37 206L38 204L41 203V200H42L41 197H42V195H44V191L45 192L48 191V193L52 192L53 190L55 191L54 188L58 184V181L62 180ZM95 179H96V181H95ZM139 179H140V177H139ZM77 180H79V181H77ZM12 181H14V182H12ZM24 181H26V182H24ZM56 181H57V183H56ZM76 182L79 184H77ZM89 182L91 184H89ZM94 183H95V185H94ZM86 185H90V186H88V188H87ZM100 185L103 186V187H101V191L99 190ZM14 186L16 189H14ZM40 186L42 187L41 189H40ZM59 186H60L59 188H61L60 184H59ZM89 187H91V188H89ZM59 188H58V190H59ZM39 191H41V192H39ZM57 191H55V192H57ZM3 192H4V194H3ZM93 193H94V196H93ZM112 194H114V195H112ZM116 194H118V195H116ZM124 194H125V196H129V197L125 198ZM223 194H224V196H223ZM12 195L14 197H12ZM261 195H262V197H261ZM89 196H93V197L89 198ZM102 197H103V199H101ZM221 197H223V198L221 199ZM224 197H226L225 200H223ZM35 198H37V200ZM2 199H4L5 201ZM56 199H57V197L54 196L52 198V201H56ZM107 199L108 200L111 199V203L107 202L108 201ZM90 200H92V201H90ZM101 200H102V203H101ZM85 201H87L88 203ZM95 201L98 204H100L101 207L97 206L96 205L97 203ZM131 201L135 205L132 204ZM26 202H29L28 206L32 205L33 207H31V206L28 207L27 212L23 214V211L22 212H20V211L22 210V208L25 205L24 203H26ZM200 202H201V200H200ZM103 203H104V205H101ZM224 204L225 205L227 204L229 206L226 205V207H225ZM2 205H3V207H2ZM222 205H224V206H222ZM83 206H84V208H87V209H84ZM80 207H82V208H80ZM89 207H91V208H89ZM228 207H229V210H228ZM31 208H34V209H31ZM77 208H79V210ZM221 208H222V211H221L222 214L220 213ZM247 208H249V209H247ZM250 208H253V211ZM55 209H57V207ZM223 209L226 211V214H224ZM84 211H86V212H84ZM89 211L92 214L89 213ZM72 212H73V214H72ZM227 212H228V215H227ZM213 213H215L216 216H214ZM219 213H220V215H219ZM223 214L225 216L227 215V218ZM75 215H76V217H75ZM247 215H249V216L247 217ZM67 216H68V218H66ZM204 216H206V217H204ZM218 216H220V217H218ZM133 217L137 218V219H140L142 217L147 218V216H145L144 213L141 211L134 213ZM215 217H216V219H215ZM58 218H62V220L58 219ZM204 219L205 220L207 219L206 221H209V227H208V222H206ZM209 219L212 220L211 222H213L214 220H215L214 222L218 221L219 223L216 222L218 224L215 223L217 226L218 225L220 226L222 224L220 226L222 228V230L219 228V226L217 227L215 224L211 223ZM225 220L227 221V223ZM230 220L232 221V223ZM229 221H230V223H229ZM196 222H198V223H196ZM195 223L197 225L200 223L202 226H200V224H199V228H198V226L196 227ZM225 223L227 225H229V227L226 225L227 226V228H226ZM237 223H238V221H237ZM237 223H236V225H237ZM48 224H49V227H48ZM66 224H68L67 228L70 229L69 232H68V229L66 228ZM213 225L217 227V230H216V227H214ZM187 226L189 227V229ZM212 226L215 229H212ZM222 226H224L226 229ZM192 227H194V228H192ZM181 228H183V230ZM184 228H186L187 231ZM195 228L196 229L198 228V229L196 230ZM201 228L204 229L203 230L204 232L201 231L202 230ZM208 228H210L209 229L210 231L215 230L214 232H217V233L219 232L220 233L219 236H217L218 235L217 233L214 234V232H212V231L211 232L206 231ZM35 229L39 230V231H36ZM43 229H45V230H43ZM99 230H100V232H99ZM44 231H46V233ZM188 231H189V233H188ZM198 231L200 232V234ZM37 232H39V234ZM170 232L172 234L171 236L169 235ZM2 234H0V235H2ZM190 234L192 235V238H190L191 237ZM195 234L198 237H196ZM203 234H205V235L203 236ZM37 235H41L40 237L42 239L39 238V236H37ZM200 235L205 237V238L201 237ZM208 235H210V237H212L214 235V237L210 238ZM253 235H254V237H253L254 241H256V245L257 246L261 245L262 248L264 249V232L262 234H260V237H258V235H256V234H254V232H253ZM91 236H93V237H91ZM94 236L96 237V239ZM168 236L170 237L169 239H168ZM173 236L176 237L177 239H178V237L180 239H182V237L184 238V240H181V242H180L182 247L179 245L180 240L179 239L176 240V238H174ZM193 236H195L194 238H196V239H193ZM255 236L258 237V239ZM200 237H201V239H199ZM216 237H218V238H216ZM246 237H247V239H246ZM206 238L207 239L209 238V239L207 240ZM214 238L216 240H214ZM36 239H37V241H36ZM166 239L168 240L167 243H166ZM93 240H94V242H93ZM173 240H175V241H173ZM205 240H207V241L211 240V242H210L211 247L208 246L206 248V246L208 245L209 242L205 244L204 243ZM40 241H42V242L44 241L43 242L44 245ZM207 241H205V242H207ZM214 241H216V242H214ZM91 243H93V244H91ZM184 243H185V246H184ZM190 243H192V244H190ZM202 243L205 244L206 246L203 245ZM212 243H216V244H212ZM139 245L142 248H145L147 243L145 241L144 242L142 241V242H139ZM218 245H220V247ZM168 246H169V248H168ZM172 246H174V247H172ZM212 246H214V251L211 249V248H213ZM154 247H156L157 249ZM184 247H185L184 250L181 249ZM202 248H204L203 251H201ZM209 248L211 249V251ZM161 249L163 250L164 253H161L162 252ZM179 249H181V251ZM188 249H189V252H187ZM192 249H194V250H192ZM207 250L210 251L209 252L210 255L208 254ZM89 251H90V253H89ZM183 251H185L186 253ZM212 251H213V253H212ZM154 252H156V253L153 255ZM198 252H201V253H198ZM219 252H217V254ZM177 254L179 256H177ZM184 254L186 255V257L189 256V259L188 258L186 259V257H184L185 256ZM195 254H197V257L195 256ZM160 255H161V257H160ZM218 255H220V254H218ZM218 255H216V256L218 257ZM158 256L161 259H159ZM240 256H241V254H240ZM11 257H13V258H11ZM179 257H181L180 258L181 260L179 259ZM19 258H20V260H19ZM174 259H176L175 263H174ZM10 260H11V263H10ZM162 260H165V261L163 262ZM187 260H189V261H187ZM241 260H242L241 261V263H242L243 259H241ZM22 261H25V262H22ZM197 261H198V263H197Z\"/></svg>", "mask_w": 264, "mask_h": 264}]
</instances>
